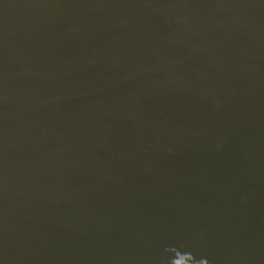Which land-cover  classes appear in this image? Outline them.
<instances>
[{
    "label": "water",
    "instance_id": "1",
    "mask_svg": "<svg viewBox=\"0 0 264 264\" xmlns=\"http://www.w3.org/2000/svg\"><path fill=\"white\" fill-rule=\"evenodd\" d=\"M0 264H264V0H0Z\"/></svg>",
    "mask_w": 264,
    "mask_h": 264
}]
</instances>
